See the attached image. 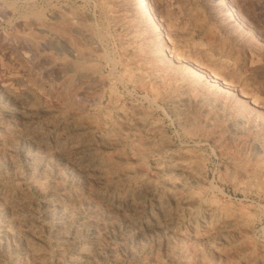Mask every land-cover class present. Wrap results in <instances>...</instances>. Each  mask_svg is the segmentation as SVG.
Here are the masks:
<instances>
[{
  "label": "rangeland",
  "instance_id": "obj_1",
  "mask_svg": "<svg viewBox=\"0 0 264 264\" xmlns=\"http://www.w3.org/2000/svg\"><path fill=\"white\" fill-rule=\"evenodd\" d=\"M0 212V264H264V0H0Z\"/></svg>",
  "mask_w": 264,
  "mask_h": 264
},
{
  "label": "bare ground",
  "instance_id": "obj_2",
  "mask_svg": "<svg viewBox=\"0 0 264 264\" xmlns=\"http://www.w3.org/2000/svg\"><path fill=\"white\" fill-rule=\"evenodd\" d=\"M140 3H141L142 6H147V4H148V0H140ZM35 20H37V21H36V27H37L39 30H40V29L43 30L44 27H45L44 25L46 24V22H45V24L43 23V20H44V19H43L41 16H37V19H35ZM46 26H47V25H46ZM44 30H49V31H51L49 28H46V29H44ZM87 30H88V29H87ZM40 31H41V30H40ZM85 31H86V30H85ZM48 33H50V32H48ZM48 33H47V34H48ZM55 33H56V32H55ZM52 34H53V33H52ZM48 35H49V34H48ZM52 36H53V35H52ZM56 36H57V35H56ZM56 36H55V38H56ZM49 37H51V35L48 36L47 38H49ZM53 37H54V36H53ZM41 39H42V38H41ZM41 39H40V40H41ZM45 39H46V38H45ZM56 39H57V38H56ZM56 39H55V40H56ZM59 39H60V38H59ZM40 40H39V41H40ZM47 40H53V39L50 38V39H47ZM57 40H58V39H57ZM42 41H45V40L42 39ZM42 41H41V42H42ZM34 42H35V41H34ZM45 42H46V41H45ZM45 42H44V44H45ZM47 42H49V41H47ZM47 42H46V43H47ZM37 43H38V41H37ZM33 44H34V43H33ZM38 44H39V43H38ZM42 44H43V43H42ZM35 45H36V44H35ZM72 49H73V48H72ZM75 50H76V49H75ZM75 50H74L73 52H74V54H77V53H75ZM79 51H80V50H79ZM84 51H85V50H84ZM86 51H87V49H86ZM90 51H91V50H90ZM76 52H77V50H76ZM80 52H81V51H80ZM79 54H80V53H79ZM82 54H89V53H87V52H83ZM93 54H94V53H93ZM77 55H78V54H77ZM77 55H75V56H77ZM89 55H90V54H89ZM80 56H81V55H80ZM87 56H88V55H87ZM87 56H86V57H87ZM78 57H79V56H78ZM83 57H84V56H83ZM87 58H88V57H87ZM89 58H90V57H89ZM86 71H87V70H86ZM89 71H90V70H89ZM93 71H94V70H93ZM93 71H92V72H93ZM85 74H86V73H85ZM86 75H87V74H86ZM90 75H91V74H90ZM92 76H93V73H92ZM96 76H97V75H96ZM87 78H88V77H87ZM98 78H99V77H98ZM94 79H95V78H94ZM101 79H102V78H101ZM94 81H95V80H94ZM103 81H104V80H103ZM96 82H97V80H96ZM100 82H101V81H100ZM102 83H103V82H102ZM107 83H108V82H107ZM103 84H104V83H103ZM108 84H109V83H108ZM106 85H107V84H106ZM81 149H82V148H81ZM76 150H77V149H76ZM79 150H80V149H79ZM82 151H83V150H82ZM73 154H74V153H73ZM80 154H81V152H80ZM78 155H79V153H78ZM83 156H84V155H83ZM85 156H86V155H85ZM80 157H81V156H80ZM84 158H85V157H84ZM88 159H89V158H88ZM86 161H87V160H86ZM88 161H89V160H88ZM79 162H80V161H79ZM82 162H83V161H82ZM84 162H85V160H84ZM90 164H91V163H90ZM95 164H97V163H95ZM99 164H100V163H99ZM97 166H98V165H97ZM79 167H80V165H79ZM92 167H93V166H92ZM88 168H89V167H88ZM95 168H96V166H95ZM93 169H94V168H93ZM97 169H98V168H97ZM95 171L97 172L98 170H95ZM97 193H98V192H97ZM95 194H96V193H95ZM95 196H96V195H95ZM191 196H192V195H191ZM193 197H194V196H193ZM196 197H198V196H196ZM185 199L187 200L188 198L185 197ZM185 199H184V200H185ZM197 199H198V198H197ZM200 199L202 200V198H200ZM193 200H194V198H193ZM196 201H197V200H196ZM194 202H195V201H194ZM198 202H199V201H198ZM195 203H196V204H199V203H197V202H195ZM58 204H59V203H58ZM60 204H62V203H60ZM64 204H65V203H64ZM199 205H200V204H199ZM205 205H206V204H205ZM207 205H208V204H207ZM211 205H212V204H211ZM47 206H48V205H47ZM59 206H60V205H59ZM63 206H64V205H63ZM215 206H216V205H215ZM211 207H212V206H211ZM208 208H209V207H208ZM213 208H214V206H213ZM209 212H210V211H209ZM209 212H208V213H209ZM0 213H1V212H0ZM227 214H228V213H227ZM219 215H220V214H219ZM224 215H225V214H224ZM215 216H216V214H215ZM216 217H217V216H216ZM217 218H218V217H217ZM219 218H221V216H220ZM219 218H218V219H219ZM215 219H216V218H215ZM213 220H214V219H213ZM220 220H221V219H220ZM220 220H217V223H215V224H219V223H220V222H219ZM223 220H224V219H223ZM223 220H221V221L223 222ZM215 221H216V220H215ZM227 221H229V220H227ZM1 222H2V221H1ZM218 222H219V223H218ZM222 222H221V223H222ZM225 222H226V221H224V224H225ZM221 223H220V224H221ZM0 224H1V223H0ZM2 224H3V223H2ZM220 224H219V225H220ZM226 224H229V223L227 222ZM226 224H225V225H226ZM221 226H223V225L221 224ZM221 226H220V227H221ZM0 227H1V225H0ZM216 227H217V226H216ZM220 227L218 226L219 229H220ZM232 227H233V226H232ZM95 251H96V250H95ZM81 253H82V252H81ZM85 258H86V256H85ZM88 258H89V257H88ZM89 259H90V258H89ZM79 261H80V260H79Z\"/></svg>",
  "mask_w": 264,
  "mask_h": 264
}]
</instances>
